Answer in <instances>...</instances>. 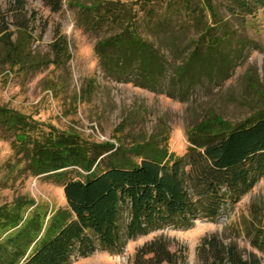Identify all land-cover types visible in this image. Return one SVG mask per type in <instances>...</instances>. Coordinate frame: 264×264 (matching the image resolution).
I'll list each match as a JSON object with an SVG mask.
<instances>
[{"label":"trees","instance_id":"16d2710c","mask_svg":"<svg viewBox=\"0 0 264 264\" xmlns=\"http://www.w3.org/2000/svg\"><path fill=\"white\" fill-rule=\"evenodd\" d=\"M9 1L24 8V0ZM228 1L230 10L249 15L264 9V0ZM42 2L59 13L65 0ZM68 5L80 8L91 30L103 32L95 53L110 76H133L137 86L162 94L166 78L190 84L225 65L231 34L224 22H217L211 0H70ZM26 28L16 26L19 38L14 43L6 30L0 33L6 63L22 70L47 65L49 57L26 53ZM190 30L197 36L189 39L193 50L170 67L166 52L178 50ZM51 48V62L58 65L68 55L66 38H57ZM4 116L17 135L14 150L23 154L33 176L62 187L66 208L46 225L29 222L1 240L0 264H70L73 256L117 250L123 233L135 239L169 223L186 226L198 217L214 219L226 203H238L264 178V108L237 124L215 117L203 121L187 134L186 155L166 162L156 149H114L75 132H46L22 117ZM12 218L17 227V216ZM252 245L264 251V226L256 231ZM198 257L200 264H261L254 255L244 260L237 247H226L216 238L204 241ZM180 262L161 240L142 247L134 260Z\"/></svg>","mask_w":264,"mask_h":264},{"label":"rangeland","instance_id":"374dc122","mask_svg":"<svg viewBox=\"0 0 264 264\" xmlns=\"http://www.w3.org/2000/svg\"><path fill=\"white\" fill-rule=\"evenodd\" d=\"M68 1L61 12L53 13L42 0H24L22 10L15 1L0 0V33L6 30L14 43L19 38L16 26L27 27L26 53L50 60L39 68L22 70L6 63L0 46V241L29 222L46 225L66 208L62 187L33 176L23 154L14 150L17 135L4 114L22 117L38 130L75 132L88 142L108 143L114 149H156L166 162L186 155L187 134L203 121L215 117L237 124L264 108L263 8L249 15L230 10L228 0H211L217 22H224L231 34L225 65L190 84L166 78L160 94L137 86L133 76L114 77L103 69L95 53L103 32L91 30L80 8L69 7ZM194 36L190 30L189 38L179 40L178 50L165 51L170 67L191 53L189 39ZM62 37L68 55L55 65L51 47ZM155 44L160 46L159 41ZM12 215L17 216V227L10 222ZM263 226L264 178L238 203H226L214 219L198 217L186 226L169 223L135 239L123 233L117 250L97 249L87 258L73 256L70 264H134L138 251L158 240L181 257L180 264H200L199 249L214 238L226 247H237L244 260L254 255L264 264V251L252 245Z\"/></svg>","mask_w":264,"mask_h":264}]
</instances>
